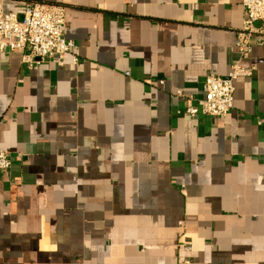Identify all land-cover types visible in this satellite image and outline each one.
I'll list each match as a JSON object with an SVG mask.
<instances>
[{
  "label": "crops",
  "instance_id": "1",
  "mask_svg": "<svg viewBox=\"0 0 264 264\" xmlns=\"http://www.w3.org/2000/svg\"><path fill=\"white\" fill-rule=\"evenodd\" d=\"M66 7L79 51L0 54V264H264V44L242 0H0ZM226 117L185 114L209 74ZM177 91L184 96L178 97Z\"/></svg>",
  "mask_w": 264,
  "mask_h": 264
},
{
  "label": "built area",
  "instance_id": "2",
  "mask_svg": "<svg viewBox=\"0 0 264 264\" xmlns=\"http://www.w3.org/2000/svg\"><path fill=\"white\" fill-rule=\"evenodd\" d=\"M244 8L243 26L238 31L236 47L242 58L247 57L255 45L264 44V0H242ZM66 7L58 4L29 1L25 3L20 17L15 12H6L0 3V54L23 52V61L29 68L56 57L63 65L67 54L73 62L79 61L76 44L66 37ZM253 67L233 64L228 76L209 74L204 80L203 97L185 96V114H198L223 118L233 109L235 80L252 75ZM178 97L184 96L177 91ZM264 121V117L260 122ZM12 164V154L0 149V170Z\"/></svg>",
  "mask_w": 264,
  "mask_h": 264
}]
</instances>
